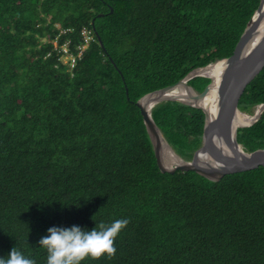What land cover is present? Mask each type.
<instances>
[{"label": "trees", "instance_id": "16d2710c", "mask_svg": "<svg viewBox=\"0 0 264 264\" xmlns=\"http://www.w3.org/2000/svg\"><path fill=\"white\" fill-rule=\"evenodd\" d=\"M261 1L0 0V255L17 244L46 264L37 242L49 227L126 219L117 253L82 264H264V166L218 181L162 172L136 104L232 55ZM85 28L93 38L69 69L53 40L75 52ZM210 82L188 80L197 91ZM261 103L264 68L239 107ZM152 116L191 159L204 110L170 99ZM237 138L247 151L264 148V111Z\"/></svg>", "mask_w": 264, "mask_h": 264}, {"label": "water", "instance_id": "95a60500", "mask_svg": "<svg viewBox=\"0 0 264 264\" xmlns=\"http://www.w3.org/2000/svg\"><path fill=\"white\" fill-rule=\"evenodd\" d=\"M263 19L264 0L261 1L260 6L257 8L252 18L248 21L232 55L216 59L205 66L196 67L177 83L146 93L136 102L144 117V122L154 147L157 163L162 172L173 173L177 170H193L210 180L218 181L226 174L264 166V148L247 151L237 138L239 127L249 126L260 118L262 112L264 111V103L257 105L256 108H260V111L257 112L258 114L253 122L241 126L237 124L235 125L237 113L241 110L239 102L242 94L244 93L247 85L264 68ZM257 35H259V37H257ZM99 38L101 45L104 46L101 37ZM222 60L225 62V68L221 74L220 83L218 85V107L215 112H209L208 109L199 104L198 101L207 95L211 85L213 84V79L208 75L201 74L196 71ZM197 75L208 76L211 78V82L203 91H197L188 83L189 79ZM181 84L194 91L192 99L198 104L177 97H163L160 99L145 100V98H147L150 94L160 93ZM170 99L202 108L206 114L202 145L194 152L190 161L180 157L179 154L170 147L163 131L152 116V108L156 104ZM150 102L156 103L149 107L148 103ZM221 141L225 142L231 150H225L221 145ZM163 145L169 146L179 157L180 161L175 163L174 166H167L165 163L162 155Z\"/></svg>", "mask_w": 264, "mask_h": 264}, {"label": "clouds", "instance_id": "9594fccd", "mask_svg": "<svg viewBox=\"0 0 264 264\" xmlns=\"http://www.w3.org/2000/svg\"><path fill=\"white\" fill-rule=\"evenodd\" d=\"M127 223L126 219H116L108 224H95L94 227L53 225L37 245L46 249V264H82L87 257L114 255L116 240ZM0 264H37V261L15 244L6 254L0 255Z\"/></svg>", "mask_w": 264, "mask_h": 264}, {"label": "bare ground", "instance_id": "6f19581e", "mask_svg": "<svg viewBox=\"0 0 264 264\" xmlns=\"http://www.w3.org/2000/svg\"><path fill=\"white\" fill-rule=\"evenodd\" d=\"M26 18V17H25ZM264 20V19H263ZM2 23V22H1ZM64 27V26H63ZM262 28H264V22H263V25H262ZM76 29V28H75ZM4 32V31H3ZM3 34V33H2ZM9 34V33H8ZM63 35V34H62ZM62 37V36H61ZM257 37H259V35H257ZM12 39V38H11ZM64 39V38H63ZM4 42V41H3ZM9 44V43H8ZM7 45V44H6ZM4 46V45H3ZM12 46V45H11ZM39 46V45H38ZM43 46V45H42ZM14 47V45H13ZM33 47V46H32ZM4 48V47H3ZM24 50V49H23ZM18 58V57H17ZM6 61V60H5ZM35 62V61H34ZM33 62V64H34ZM49 62V61H48ZM7 63V62H6ZM17 63V62H16ZM2 64V63H1ZM4 64V63H3ZM2 64V65H3ZM14 64V63H12ZM24 64V63H23ZM8 66V65H7ZM51 66V65H50ZM11 68V66H10ZM31 68V67H30ZM225 68V62L222 60V61H218L212 65H209L208 67L206 68H201V69H198L197 71L201 74H205V75H208L210 76L212 79H213V84L211 85V88L209 90V92L207 93V95L198 101L199 104H201L202 106L206 107L208 109L209 112H215L217 107H218V101H219V88H218V85L220 83V78H221V74L223 72ZM80 69V67H79ZM16 70V69H15ZM12 71V70H11ZM11 71H8V72H11ZM30 71V70H29ZM35 71V70H34ZM7 72V73H8ZM11 74V73H10ZM16 74V73H15ZM27 74V73H26ZM61 74V73H60ZM4 75V74H3ZM8 75V74H7ZM5 76V75H4ZM27 76V75H26ZM32 76V75H31ZM14 77V76H13ZM24 77V75H23ZM37 78V77H36ZM110 79V78H109ZM8 80V79H7ZM24 80V78H23ZM19 81V80H18ZM2 83V82H1ZM27 83V82H26ZM29 83V82H28ZM24 84V83H23ZM27 85V84H26ZM32 84H30L31 86ZM126 85V84H125ZM0 92H1V89H0ZM25 94V92H24ZM194 94V91L191 89V88H188L187 86L185 85H178L174 88H171V89H168L166 91H163V92H160V93H154V94H150L147 96V98H145V100L147 99H160V98H163V97H177V98H181L183 100H187V101H190L192 103H196L198 104L196 101H194L192 99V96ZM18 96V95H17ZM20 96V95H19ZM22 97V96H21ZM15 98V97H14ZM13 99V98H12ZM6 100V99H5ZM131 102V101H130ZM157 102V101H156ZM156 102H150L148 103V106L151 107L153 106ZM6 104V103H5ZM24 104V103H23ZM22 104V105H23ZM16 106V105H15ZM14 106V107H15ZM21 106V105H20ZM67 106V105H66ZM13 107V106H12ZM116 107V106H115ZM4 108V107H3ZM109 108V107H108ZM111 109V108H110ZM134 109V108H133ZM25 111V110H24ZM37 111V110H36ZM114 111V110H113ZM260 111V108H256L254 113L250 114V113H247V112H244V111H238L237 113V118L235 120V125H245V124H249L251 122L254 121V119L256 118L257 116V112ZM39 112V111H38ZM119 112V111H118ZM33 113V112H32ZM3 114V113H2ZM117 114V113H116ZM123 114V113H122ZM10 115V114H9ZM49 118V117H48ZM87 118V117H86ZM117 118V117H116ZM77 119V118H76ZM113 119V118H112ZM73 120V119H72ZM82 120V119H81ZM116 120V119H115ZM122 120V119H121ZM72 122V121H71ZM66 123V122H64ZM74 123V122H73ZM83 124V123H82ZM62 125V124H61ZM75 125V124H74ZM90 125V124H89ZM72 126V125H71ZM77 127V125H76ZM83 127V126H82ZM88 127V126H87ZM50 128V127H49ZM59 128V127H58ZM60 129V128H59ZM64 129V127H63ZM67 129V128H66ZM69 129V128H68ZM78 129V128H77ZM87 129V128H86ZM57 131V130H56ZM65 131V130H64ZM86 132V131H85ZM65 134V133H64ZM94 135V134H93ZM85 136V135H84ZM91 136V135H90ZM97 136V135H96ZM108 136V135H107ZM86 137V136H85ZM100 139V138H99ZM57 142V141H56ZM221 145L223 146V148L225 150H231L226 144L225 142L221 141ZM95 143V141L93 142ZM62 144V143H61ZM70 146V145H69ZM90 149V148H89ZM68 150V149H66ZM77 151V150H76ZM68 152V151H67ZM91 153V152H90ZM89 153V154H90ZM68 155V154H67ZM91 155V154H90ZM162 155L164 157V160H165V163L167 164V166H174L175 163L179 162L180 159L179 157L175 154V152L167 145H163V148H162ZM38 156V155H37ZM209 159V158H207ZM85 160V158H84ZM206 160V158H205ZM210 160V159H209ZM83 161V160H82ZM91 161V160H90ZM67 163V162H66ZM71 163V162H70ZM70 165V164H69ZM72 167V166H71ZM70 167V168H71ZM88 167V165H87ZM50 169V167H49ZM65 172V171H64ZM53 173V172H52ZM55 173V172H54ZM74 173V172H73ZM75 174V173H74ZM76 175V174H75ZM9 177V176H8ZM29 177V176H28ZM27 177V178H28ZM68 177V176H67ZM70 177V176H69ZM91 177V176H90ZM253 177V176H252ZM84 178V177H83ZM56 180V179H55ZM243 180V179H242ZM90 181V180H89ZM264 181V180H263ZM58 182V181H57ZM56 182V183H57ZM67 182V181H66ZM75 182V181H74ZM39 183V182H38ZM59 183V182H58ZM65 183V182H64ZM77 184V183H76ZM260 184V183H259ZM263 184V183H262ZM47 185V184H46ZM56 185V184H55ZM70 185V184H69ZM59 186V185H58ZM43 188V187H42ZM69 188V186H68ZM61 190V189H60ZM69 190V189H68ZM254 191V190H253ZM188 192V191H187ZM71 193V192H70ZM81 193V192H80ZM210 193V192H209ZM74 194V193H73ZM75 195V194H74ZM78 195V194H77ZM198 195V194H197ZM203 195V194H202ZM175 197V196H174ZM198 198V197H197ZM205 198V197H204ZM254 199V198H253ZM174 200V199H173ZM179 200V199H178ZM220 200V199H218ZM67 201V200H66ZM195 201V200H194ZM209 205V204H207ZM168 206V205H167ZM221 206V205H220ZM207 207V206H206ZM216 207V206H215ZM160 208V207H159ZM104 209V208H103ZM110 209V208H109ZM44 210V209H43ZM100 212H102L100 210ZM109 213V212H108ZM115 213V212H114ZM114 215V214H113ZM229 215V214H228ZM204 216V215H203ZM208 218V217H207ZM100 219V218H98ZM104 220V219H103ZM106 220V219H105ZM105 224V223H104ZM137 228V227H136ZM209 232V231H208ZM133 234V233H132ZM142 237V236H141ZM206 240V239H205ZM247 240V239H246ZM173 241V240H172ZM144 243V242H143ZM146 243V242H145ZM240 243V241H239ZM130 246V245H129ZM128 246V247H129ZM134 246V245H133ZM233 246V245H232ZM241 246V245H240ZM251 246V245H250ZM135 247V246H134ZM187 247V246H186ZM121 248V247H119ZM131 248V247H130ZM174 248V247H173ZM120 250V249H119ZM136 250V249H134ZM122 251V250H121ZM117 253V251H116ZM153 253V252H152ZM140 254V253H139ZM208 254V253H207ZM122 255V253H121ZM120 255V256H121ZM125 255V254H124ZM116 256V255H115ZM128 257V256H127ZM245 257V256H244ZM140 259V258H139ZM145 259V257H144ZM142 260V259H141ZM148 260V259H147ZM159 260V259H158ZM173 260V259H172ZM102 261V260H101ZM230 263V262H229ZM251 263V262H250ZM255 263V262H254ZM137 264V263H136Z\"/></svg>", "mask_w": 264, "mask_h": 264}, {"label": "built area", "instance_id": "2783aa9c", "mask_svg": "<svg viewBox=\"0 0 264 264\" xmlns=\"http://www.w3.org/2000/svg\"><path fill=\"white\" fill-rule=\"evenodd\" d=\"M82 34L85 37V39H84L85 42L82 43L81 45H78L76 47V51L75 52H73V51H71L69 49V46H68V43L67 42L64 43L61 46V48H59V46H58V39L55 38L53 40L54 47L56 49L58 48L59 52L62 51V54L60 55V60L63 61V62H67L69 64V69H73L76 66L77 61L82 57L84 51L88 47V43L93 38V35L91 33V30H89L88 28L83 29L82 30Z\"/></svg>", "mask_w": 264, "mask_h": 264}, {"label": "rangeland", "instance_id": "374dc122", "mask_svg": "<svg viewBox=\"0 0 264 264\" xmlns=\"http://www.w3.org/2000/svg\"><path fill=\"white\" fill-rule=\"evenodd\" d=\"M45 39H46V38H43V40H45ZM65 60H66V59H65ZM196 72H198V71H196ZM198 73H199V72H198ZM153 91H154V90H153ZM256 107H257V106H256ZM255 109H256V108H251L252 111L250 110V111H248L247 113L252 114V112H254ZM244 112H246V111H244ZM167 141H168V140H167ZM168 142H169V141H168ZM169 145H170V147L173 148L174 151L177 153V151L175 150V148H174L170 143H169ZM178 154H179V153H178ZM179 156L182 157L180 154H179ZM182 158L185 159V160H189V161L192 159V158H191V159H186V158H184V157H182Z\"/></svg>", "mask_w": 264, "mask_h": 264}, {"label": "crops", "instance_id": "0c3cea01", "mask_svg": "<svg viewBox=\"0 0 264 264\" xmlns=\"http://www.w3.org/2000/svg\"><path fill=\"white\" fill-rule=\"evenodd\" d=\"M84 42H85V40H84Z\"/></svg>", "mask_w": 264, "mask_h": 264}]
</instances>
